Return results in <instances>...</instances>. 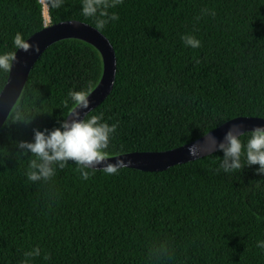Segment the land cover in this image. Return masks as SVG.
<instances>
[{"label":"trees","instance_id":"trees-1","mask_svg":"<svg viewBox=\"0 0 264 264\" xmlns=\"http://www.w3.org/2000/svg\"><path fill=\"white\" fill-rule=\"evenodd\" d=\"M82 3L0 0V57L10 65L0 92L14 37L28 39L48 16L89 23L114 46L113 90L86 115L117 125L109 156L172 149L225 120L264 117V0H120L108 9L118 19L103 26ZM186 34L200 46L186 47ZM102 72L100 51L79 38L53 43L31 69L0 130V264H264V174L258 165L225 173L220 151L159 171L96 169L87 180L69 160L47 180H27L34 157L17 141L59 126L75 107L68 92L87 96ZM34 248L40 255H28Z\"/></svg>","mask_w":264,"mask_h":264},{"label":"clouds","instance_id":"clouds-1","mask_svg":"<svg viewBox=\"0 0 264 264\" xmlns=\"http://www.w3.org/2000/svg\"><path fill=\"white\" fill-rule=\"evenodd\" d=\"M120 0H83L82 12L85 16H96L98 26H103L108 20H117L115 12L109 14L108 9L115 7ZM58 6L57 2L53 7ZM207 11V10H204ZM181 39L186 47L193 49L200 46V40L193 35H182ZM15 46L25 52L33 47L17 33L13 39ZM39 52V45L34 46ZM9 58L0 57V70L9 69ZM68 96L75 105L67 116L59 120V126L51 129H33L31 140H19L16 147L24 153H31V159L26 172L28 181L47 180L56 174L57 168L63 169L69 160L75 162L77 171L83 180H87L93 171L101 170L106 175L119 174V171L131 163L118 159L116 162L108 160L106 151L110 144V138L115 133L117 125L109 124L100 116L84 115L78 109H87L89 99L82 91L70 90ZM227 121V120H225ZM241 125L229 127L222 140H217L210 132L206 134L213 152L223 153L219 160V169L225 173L240 170L243 167L258 165L255 171L264 174V125H257L248 130L246 141L242 142ZM202 145L193 144L188 147L189 155L199 159ZM212 152V153H213ZM243 157V162H242ZM101 166V167H98ZM257 248L264 251V240H258ZM28 255H40V249L34 248Z\"/></svg>","mask_w":264,"mask_h":264},{"label":"water","instance_id":"water-1","mask_svg":"<svg viewBox=\"0 0 264 264\" xmlns=\"http://www.w3.org/2000/svg\"><path fill=\"white\" fill-rule=\"evenodd\" d=\"M65 38H79L89 42L100 51L103 58L101 79L96 87L86 96L89 99V106L87 109H78L81 112V118L99 106L112 92L117 73V57L114 46L109 38L95 26L78 19H68L48 24L25 40L33 45L29 51L25 52L22 49H17L13 57L7 82L0 92V130L21 96L30 71L36 61L50 45ZM37 44L40 48L39 52H36L34 48ZM232 125H241L242 127L240 130L245 133L255 128L257 125H264V117H235L209 132L212 136H215L217 140H222L225 131ZM206 134L189 143L172 149L125 152L109 156L108 160L110 162H116L118 159H123L125 162L130 161L131 163L128 167L142 170H165L175 164L197 159L189 155L188 147L190 145H202L200 157L212 153L213 149L206 140Z\"/></svg>","mask_w":264,"mask_h":264},{"label":"built area","instance_id":"built-area-1","mask_svg":"<svg viewBox=\"0 0 264 264\" xmlns=\"http://www.w3.org/2000/svg\"><path fill=\"white\" fill-rule=\"evenodd\" d=\"M49 18H48V16H46V25H48L49 24Z\"/></svg>","mask_w":264,"mask_h":264},{"label":"bare ground","instance_id":"bare-ground-1","mask_svg":"<svg viewBox=\"0 0 264 264\" xmlns=\"http://www.w3.org/2000/svg\"><path fill=\"white\" fill-rule=\"evenodd\" d=\"M44 6H45V13H47V8H46L47 6L45 4H44Z\"/></svg>","mask_w":264,"mask_h":264},{"label":"rangeland","instance_id":"rangeland-1","mask_svg":"<svg viewBox=\"0 0 264 264\" xmlns=\"http://www.w3.org/2000/svg\"><path fill=\"white\" fill-rule=\"evenodd\" d=\"M46 5V4H45ZM47 8V7H46Z\"/></svg>","mask_w":264,"mask_h":264}]
</instances>
